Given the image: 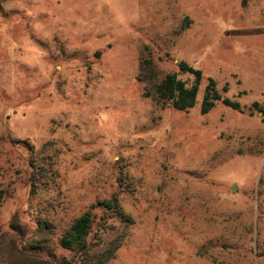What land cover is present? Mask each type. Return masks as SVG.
I'll list each match as a JSON object with an SVG mask.
<instances>
[{"label":"rangeland","instance_id":"rangeland-1","mask_svg":"<svg viewBox=\"0 0 264 264\" xmlns=\"http://www.w3.org/2000/svg\"><path fill=\"white\" fill-rule=\"evenodd\" d=\"M142 60L155 83L199 68L196 105L146 97ZM208 77L240 112H199ZM253 103L264 110V0H0V264L11 241L70 262L64 231L111 196L132 223L92 211L90 244L123 234L108 264H264Z\"/></svg>","mask_w":264,"mask_h":264},{"label":"trees","instance_id":"trees-1","mask_svg":"<svg viewBox=\"0 0 264 264\" xmlns=\"http://www.w3.org/2000/svg\"><path fill=\"white\" fill-rule=\"evenodd\" d=\"M152 63L148 60H142L139 63V78L144 83L146 97H151L152 100L160 106L168 105L176 111L186 112L192 109L196 103L199 93V88L202 82V71L199 68L191 66L183 61L178 62L177 68L181 73L191 75L192 81L189 84L178 77L177 72L168 73L158 82H153L154 71ZM228 92V86L225 84L220 89L217 87L216 81L212 77L207 78L204 86L199 112L202 115L210 112L216 104H221L234 111H241L239 102L230 99L225 94ZM253 107L259 108L257 103H253ZM264 114V110L260 109ZM39 171H45L43 166L39 167ZM39 173V172H37ZM37 186L32 184V193ZM3 193L0 192V202ZM115 196L92 204L88 210L74 219L68 228L64 231L60 239V247L71 253L72 259L70 262H62L56 258L44 259L39 255H30L21 251L17 243L11 241L5 247V258L7 264H108L115 257L116 251L120 248L123 239V234L117 236L113 241H110L106 247L97 249L102 240L99 236L96 245L88 242V237L91 233L95 216L93 210L100 211L105 218L117 217L120 220L130 224L132 219L128 216ZM103 220V219H101ZM103 224L104 221H103ZM50 226L47 223L40 224L41 234L43 231L49 230ZM42 247L39 245V248Z\"/></svg>","mask_w":264,"mask_h":264},{"label":"water","instance_id":"water-1","mask_svg":"<svg viewBox=\"0 0 264 264\" xmlns=\"http://www.w3.org/2000/svg\"><path fill=\"white\" fill-rule=\"evenodd\" d=\"M259 114L261 115L262 113H261V112H259Z\"/></svg>","mask_w":264,"mask_h":264}]
</instances>
